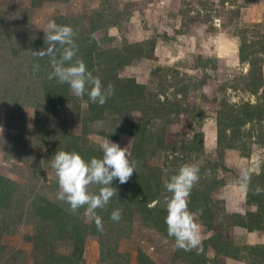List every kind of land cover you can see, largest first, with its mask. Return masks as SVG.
<instances>
[{"label":"rangeland","instance_id":"374dc122","mask_svg":"<svg viewBox=\"0 0 264 264\" xmlns=\"http://www.w3.org/2000/svg\"><path fill=\"white\" fill-rule=\"evenodd\" d=\"M30 1L0 0V17L3 18L0 26V175L18 185L21 200L16 201L12 209L16 214L25 215L10 233L0 236V243L5 246L2 264H48L49 251L70 254L72 249L67 240L55 239L48 244L37 241L41 224L26 218L29 202L36 195L68 206L56 198L59 187L47 150L56 140L57 132L79 133L81 130L80 120L69 117L71 102L62 106L57 117L47 114L31 98L24 101L31 59L29 52L21 50L29 44L25 35L32 32L30 36L45 41L43 30L47 23H60L59 17L74 20L76 30L90 31V39L97 41L102 49L139 42L145 49L153 46L151 52L147 51L151 57L133 58L119 74L134 78L161 99L167 97L168 104L176 107V111L171 112V117L176 118L166 126L164 136V144L174 146L176 152L152 146L141 162L138 161L136 169L145 165L159 167L164 179L167 166L179 169L192 164L199 168V180L195 185L210 179L224 182L210 195L214 200H223L226 211L230 212L229 207L243 210L245 214L246 209H257L239 194L242 189L240 174L246 170L251 179L261 171L264 145L255 142V137L250 141L244 138L245 145L219 151L216 122L218 113L221 116L233 104L263 100L264 62L254 68L248 62H241L238 50L243 37L247 44L255 42L248 47L251 57L264 56V51L256 52L264 44V0H51L38 6H32ZM92 22L103 26L91 30ZM41 43L46 46L45 42ZM259 71L263 85L253 94L250 83L258 77ZM31 89L40 93L36 86ZM9 102L11 107L17 105V128L7 124L5 108ZM78 105L81 114L84 113L86 102L81 100ZM36 110L40 112L47 136L35 128ZM201 111L205 114L201 115ZM139 117L140 112L130 114L134 122ZM227 121V117L223 118L220 127ZM262 125L264 130V123ZM103 127V123L89 125V143L101 149L109 140L126 148L130 159L135 137L120 134L117 139H109L99 134ZM249 127L248 123L242 129ZM155 128L153 126L152 130ZM199 131L203 132L202 150L189 151L188 144H195L191 139ZM249 179L245 196L250 191ZM260 184L264 189V180ZM111 186L116 189L114 183ZM89 191L96 194L99 186L90 185ZM155 205H165V197L150 203V206ZM108 207L109 204L104 206ZM200 210L190 211L199 226L201 240L200 245L191 250L213 258L216 255L213 247L204 248L213 231L201 220ZM96 213L103 217L99 211ZM77 217L97 231L87 236L80 264H113L119 253L124 255L123 263L126 264H146L140 262L144 257H149L153 264H189L177 256L174 239L162 235L135 212L127 213L119 222L101 219L102 231L86 217L84 208L77 212ZM235 227L241 226H230L226 230L229 245L234 248L228 256L220 255L215 264H264V256L255 254L252 257L249 253V247L264 245L263 230ZM107 251L112 254H106ZM14 254L17 257L13 262Z\"/></svg>","mask_w":264,"mask_h":264},{"label":"trees","instance_id":"16d2710c","mask_svg":"<svg viewBox=\"0 0 264 264\" xmlns=\"http://www.w3.org/2000/svg\"><path fill=\"white\" fill-rule=\"evenodd\" d=\"M45 1L51 0H31L30 2L32 6H38ZM58 20L60 21V23H57L58 25H66L68 23L67 25L71 26L76 32L75 43L78 51L72 62H75L76 59H82L87 69L101 80L105 88L109 84L112 85L113 94L101 106L92 103L87 95L83 97L75 96L67 84H61L55 78L49 79V75L52 72L51 58L48 56L40 58L34 55V52L45 49L47 45H42L41 42H45L43 41L44 39L39 40L30 36L33 35L31 34L32 32L26 33L25 37L29 44L23 46L21 50L29 52L31 59L27 71L28 83L24 86L26 89L25 93H23L25 95L24 101L26 102L28 98H31L35 101V105L41 106L47 114L57 117L62 106L66 102H71L69 117L79 119L81 124L79 133L64 132V134H60L57 132L56 140L52 147L47 150V156L53 159L56 152L66 151L77 152L85 160L92 157L101 158L103 153L100 147L89 143L87 137L90 132L89 125L98 123L104 124L99 134L104 135L106 138L114 140L120 134H128L135 137L132 143L130 160L134 161L136 165L138 161L141 162L140 159L147 153V149L152 148V146L164 149L166 152H176L174 146L164 144L166 126L174 122L176 117H171V112L176 111V107L173 104H168L167 97L161 99L158 94L137 83L134 78L124 77L119 74V71L128 65L133 58L141 56L151 57V54L147 51L151 52L153 46L145 49L143 43L139 42L134 44L125 43L124 46L111 50L102 49L98 46L97 41L90 39V31L83 33L80 30H76L75 21L70 17H59ZM1 24H3L2 16L0 17V26ZM102 26L101 23L94 24L92 22L90 27L91 30H95ZM254 44L255 42L247 44L242 37L238 52L241 62H248L249 65L255 68L259 63L264 62V56L259 57L256 55L251 57L248 47L254 46ZM62 51L63 49L58 46L57 59H59ZM262 51H264V44H261L258 51L256 50V52ZM34 65H39V68L34 70ZM250 84L252 86L250 91L253 94L257 93L258 89L263 85L260 71L258 77L254 78ZM32 86L38 87L40 93L37 94L36 90H32ZM81 100L86 102V109L82 114L78 105ZM9 104L11 103H7L5 108L7 124L11 127H16L18 121L16 117L19 115L17 110H15L17 105L16 107H11ZM132 111L140 112L139 120L136 122L130 119ZM227 111H223L221 116L219 112L217 116L216 123L219 128L216 142L219 151L245 145L244 138L250 141V138L255 137V142L264 145V130L262 129V124L264 123V90L263 100H258L256 103L233 104ZM15 114L17 115L13 118ZM36 114L35 128L40 129L39 133H44L43 136H47L45 134V124L41 122L40 112L36 110ZM200 114L203 115L205 113L201 111ZM225 117L229 121L227 123L223 122V126L220 127ZM248 123L250 127L242 129ZM254 125H256V128H254ZM153 126L156 127L155 130H152ZM106 127L107 130L105 129ZM202 140L203 132H195L191 139V142L195 144H188V147H190L189 151H193V149L202 150ZM183 146H185L184 148L187 147L186 145ZM167 167L168 171L164 179L161 176V168L146 167L145 165V167H138L126 183L119 184L117 181H113L112 183L116 185V195L110 199L109 207L107 209L104 207L96 209L102 214L103 217L101 219L110 218L111 213L116 209L121 211V220L126 217L127 213L135 212L142 221L149 223L162 235L168 237L167 225L165 224L166 206H150L153 200H160L170 194L164 190L163 185L178 169L171 166ZM263 180L264 163L261 171L249 179L250 191L246 193L247 203L255 204L257 209L256 211H248L245 214L227 212L224 208L223 200L212 199L211 191L222 185L224 183L222 180L210 179L194 185L189 197V211L191 209H201V220L213 231V235L204 243V248L207 245L212 246L216 255L210 258L205 256L204 253H199L195 250L185 251L178 249L177 256L180 260L189 264H215L220 255L228 256L229 252L231 253V248H234L229 245L227 238L226 230L230 226H241L249 230H263L264 232V189L260 188V182ZM19 194L18 185L15 181L0 175V236L4 233H10L13 226L19 224L25 216L23 213L16 214L14 209H12L14 203L21 200V194ZM18 195L19 198H16ZM82 209L80 208L73 213L69 206H62L38 195L29 202L27 220H37L42 227L36 240H42L44 244H48L55 239L67 240L72 247L70 254H62L53 250L49 251L48 264H80L82 261L87 236L90 233L97 232L94 226L84 223L77 217V212L79 213V210ZM4 249L5 246L0 243V264H2L1 255ZM107 253L112 254L108 251ZM249 253L252 257L255 254L264 256V245L249 247ZM16 257L15 254L12 256L13 262ZM114 259L115 262L113 264H126L123 263L125 260L124 255H120V253ZM118 259L121 260L117 261ZM140 260L141 263L153 264L149 257H144Z\"/></svg>","mask_w":264,"mask_h":264},{"label":"clouds","instance_id":"9594fccd","mask_svg":"<svg viewBox=\"0 0 264 264\" xmlns=\"http://www.w3.org/2000/svg\"><path fill=\"white\" fill-rule=\"evenodd\" d=\"M43 32L47 47L34 52V55L51 58L52 72L49 79L55 78L59 83L67 84L77 97L87 95L92 103L104 105L113 94L112 85L105 88L101 80L87 69L82 59L72 62L78 51L74 29L69 25H58L55 21H50ZM58 46L63 49L59 59L56 58ZM38 68L39 65H34V70ZM101 151V158L92 157L88 160L77 152L59 151L51 161L59 187L57 200L66 203L73 213L84 208L86 217L95 223L98 231L103 230V225L96 209L106 206L116 195L112 182L124 184L136 171V164L128 158L126 148L107 140L101 145ZM248 179L247 171H242V189L247 187ZM198 180L199 168L185 164L163 185L164 190L170 193V196L165 197L167 234L174 239L177 249L185 251L195 249L201 243L199 226L189 211V197ZM90 185L99 186L98 193L90 192ZM110 218L119 222L121 211L114 210Z\"/></svg>","mask_w":264,"mask_h":264},{"label":"crops","instance_id":"0c3cea01","mask_svg":"<svg viewBox=\"0 0 264 264\" xmlns=\"http://www.w3.org/2000/svg\"><path fill=\"white\" fill-rule=\"evenodd\" d=\"M239 194H240V196H241V198L243 199V198H245V200H246V196H245V188H243V189H241V191L239 192ZM240 196H239V198H240ZM229 205V204H228ZM229 208V207H228ZM227 208V210H229L230 212H237V213H241V214H244V212L245 211H241V210H239V209H234V208H232V209H228ZM246 210H248V211H256V209L255 208H250V209H246ZM247 211V212H248ZM228 212V211H227ZM235 228H242V227H235ZM246 230V229H245Z\"/></svg>","mask_w":264,"mask_h":264}]
</instances>
